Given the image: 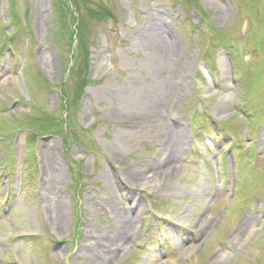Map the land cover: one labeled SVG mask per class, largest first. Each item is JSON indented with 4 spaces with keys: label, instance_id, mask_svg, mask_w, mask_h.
<instances>
[{
    "label": "rangeland",
    "instance_id": "374dc122",
    "mask_svg": "<svg viewBox=\"0 0 264 264\" xmlns=\"http://www.w3.org/2000/svg\"><path fill=\"white\" fill-rule=\"evenodd\" d=\"M222 258L264 264V0H0V264Z\"/></svg>",
    "mask_w": 264,
    "mask_h": 264
},
{
    "label": "bare ground",
    "instance_id": "6f19581e",
    "mask_svg": "<svg viewBox=\"0 0 264 264\" xmlns=\"http://www.w3.org/2000/svg\"><path fill=\"white\" fill-rule=\"evenodd\" d=\"M164 96L168 104L172 105L175 103L176 99L178 98V93L173 89H167L164 92ZM183 144H184L183 143V133H181V136L179 137V140H178V144L175 148L176 157L178 158L177 161L173 164L171 163L172 161H170L169 163H166L163 166L161 165L157 169L153 170L150 180H153L154 182V181L163 179L164 177L168 175V173H170V171L174 169L173 168L174 166L177 167L179 165L181 161L179 157L181 155L182 150H184ZM130 178L134 179L136 177L130 176ZM137 181L141 182L142 180L138 179ZM64 210H65V204L63 203V201H57L55 208L53 209L52 207V211L56 213V216L52 211H51V214H49L50 217L54 218V220L56 219V221L60 223L61 228L65 224V219H66V214ZM126 218L128 220V226H126L125 232L126 231L128 232H127V235H124L121 239L117 241V244H119V248H118L119 253L126 252L129 249V246L131 245V243L136 239V235H137L136 230H137V222L139 218H136V217L132 218L129 215H126ZM226 263H228L227 259L222 258V260H219L216 264H226Z\"/></svg>",
    "mask_w": 264,
    "mask_h": 264
}]
</instances>
